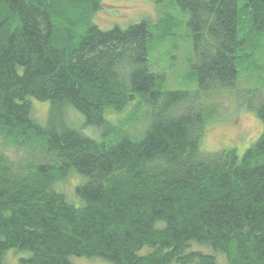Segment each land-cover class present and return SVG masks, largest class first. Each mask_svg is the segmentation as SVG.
Wrapping results in <instances>:
<instances>
[{
  "label": "trees",
  "instance_id": "16d2710c",
  "mask_svg": "<svg viewBox=\"0 0 264 264\" xmlns=\"http://www.w3.org/2000/svg\"><path fill=\"white\" fill-rule=\"evenodd\" d=\"M164 1L180 14L102 30L101 0H0V148L23 154L0 150V264L10 249L30 254L19 264H264V0ZM183 37L194 91L153 66L156 45ZM242 79L259 137L204 152V99ZM31 98L49 101L47 124ZM131 104L139 132L107 122ZM66 105L99 140L62 123ZM71 170L76 200L59 186Z\"/></svg>",
  "mask_w": 264,
  "mask_h": 264
},
{
  "label": "rangeland",
  "instance_id": "374dc122",
  "mask_svg": "<svg viewBox=\"0 0 264 264\" xmlns=\"http://www.w3.org/2000/svg\"><path fill=\"white\" fill-rule=\"evenodd\" d=\"M100 5L101 8L95 12L91 21L102 30L110 29L117 25L126 28L128 24L138 23L142 19L156 22L162 14L168 15L170 12V14L177 16L178 12L177 8L171 7L169 4L164 5V9L160 12L152 0H101ZM188 47L189 44L184 37L181 39L170 38L155 46L152 52L153 60H155L153 66H155L157 71L164 72L165 80L163 85L166 89H187L191 91L197 89L196 84L189 83L185 76L189 70V59L187 57L189 54L193 55L192 47ZM245 81L246 79L239 80L236 86L237 90L232 88L212 92L204 99L203 104L205 107H216V110H213L214 113L206 119L204 125V134L200 141V149L204 152H218L234 148L240 155L259 137L262 131L261 122L253 111L246 106L248 100L253 98V87H251L253 83H248L247 81L246 83ZM260 81H264V76H262ZM258 91L260 90L258 89ZM263 93H260L261 96H264ZM30 101L34 120L41 125L47 124L51 115L49 101H38L33 98ZM133 108L134 104H131V106L121 112H107L106 120L114 127L124 126V129L131 133L139 132V129L143 127V119L141 120L138 116L141 111L134 113L132 112L134 111L132 110ZM61 111L62 123L77 128L85 135L100 139L102 128L87 125L84 117L74 110L72 106L66 105L62 107ZM208 112L211 113L210 111ZM0 150L14 160H18L23 156L21 151L14 148L5 147L4 149L0 148ZM81 179L78 174L71 170L67 178L64 179L65 181L60 182L59 186L66 193V197L69 200H76L74 186L80 183ZM193 246L200 250L205 248L199 245ZM206 251L208 250L206 249ZM15 253L21 256L18 257ZM29 255L25 251H20L19 253L14 249H10V251L5 252L4 264H19L21 258L29 257ZM217 260L219 263H223L224 257L219 255ZM71 262L73 264H111L98 257H74Z\"/></svg>",
  "mask_w": 264,
  "mask_h": 264
},
{
  "label": "bare ground",
  "instance_id": "6f19581e",
  "mask_svg": "<svg viewBox=\"0 0 264 264\" xmlns=\"http://www.w3.org/2000/svg\"><path fill=\"white\" fill-rule=\"evenodd\" d=\"M189 80H190V78H189ZM119 128V127H118Z\"/></svg>",
  "mask_w": 264,
  "mask_h": 264
}]
</instances>
